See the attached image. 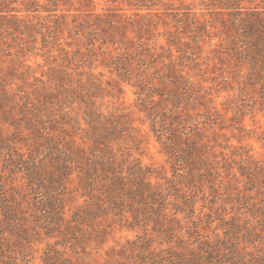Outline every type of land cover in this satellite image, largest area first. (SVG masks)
I'll return each instance as SVG.
<instances>
[{"label": "rangeland", "instance_id": "rangeland-1", "mask_svg": "<svg viewBox=\"0 0 264 264\" xmlns=\"http://www.w3.org/2000/svg\"><path fill=\"white\" fill-rule=\"evenodd\" d=\"M11 8L0 13V71L12 68L38 88L54 87L65 76L76 88L64 110L69 117L81 120V99L91 100L120 130L107 138L108 155L125 172L133 165L148 169L152 185L171 193L170 202L194 201L196 213L195 224L182 214L180 221L163 222L158 207L152 213L137 203L148 211L145 229L130 213L120 217L113 210L109 219L92 222L105 230L103 242H75L66 221L62 231L35 233L34 226L50 219L36 208L39 193L20 161L43 157L42 134L52 124L26 129L17 110L2 103L0 220L6 203L27 232L0 231V264H175L201 252L198 241L205 240L215 245L209 264H264V64L258 57L251 70L237 54L242 19L264 21V0H0V9ZM119 54L130 58L125 76L107 66ZM90 81L93 86L80 88ZM17 88L12 85L17 99L27 94ZM181 91L183 99L170 112ZM53 108L51 117L60 120L63 112ZM148 110L173 114L161 116L167 125L163 130L158 119L157 129L170 135L175 120L186 132L180 143L189 137L201 147L193 164H175L163 136L152 131ZM61 126L54 123V133L68 140ZM77 185L74 174L64 195L67 220L84 203Z\"/></svg>", "mask_w": 264, "mask_h": 264}, {"label": "trees", "instance_id": "trees-1", "mask_svg": "<svg viewBox=\"0 0 264 264\" xmlns=\"http://www.w3.org/2000/svg\"><path fill=\"white\" fill-rule=\"evenodd\" d=\"M36 5L39 4L36 2ZM11 11L15 10L12 8L0 9L1 15ZM241 26L243 45L239 47L237 54L245 64L249 65L251 70H255L256 65H258V57L264 64V21L259 18L248 21L242 19ZM129 65L130 58L125 54L117 55L107 64L118 76L128 74ZM139 65H145L144 59L139 61ZM0 72V104L4 103L11 109H16L19 121L26 124V129L40 130L43 127L46 130L45 124L47 122L52 124L50 130L42 134L45 139L40 142V145L44 147L41 151L43 157H30L29 160L20 161L21 166L24 167L29 186L39 193L38 202L35 203L36 208L43 211V215L50 219V221H44L43 225L34 226L35 233H38V228L49 231L57 228L56 230L62 231V223L66 221L68 227L72 229L71 238L75 242L80 241L82 237L97 238L98 241L103 242L105 230L95 229L92 222L100 218L109 219L113 210H115L113 215L120 217H123L126 212L130 213L135 223L137 225L141 222L144 223L146 229L148 225L146 221L149 220L148 211L140 206L136 207L135 204L137 203L147 205L150 208L149 212L152 213L158 207L163 222H168L169 219L180 221L178 215L182 214V219H189L191 223L195 224L193 221L196 213L194 201L186 199L180 205L170 202L168 198L171 193H165L152 185L148 169L141 165H133L128 167L125 172L116 162L114 156L108 155L110 142L107 141V138L109 136L118 137L120 130L117 129L118 125L109 116L100 112L91 100L81 99L86 107L81 115L83 124L77 117H69L70 111L64 110L73 104L71 102L69 106L66 105L75 97L76 88L65 76L62 75L60 83L54 87L38 88L35 87V84L30 83L24 74L18 77V73L12 68H8L7 72L2 70ZM10 77H12V81L9 80ZM15 80H21L22 84L18 85ZM88 83H80L79 86L84 90L86 87L94 85V82ZM13 84L18 86V91L27 94L17 99V92L12 91ZM27 86L32 89L31 93L25 91ZM183 94L185 92L181 91L173 95V107L169 109L170 112L178 108L179 101L183 99ZM57 105L59 110L63 112L60 115V120L51 117L54 111L53 107ZM79 106L77 110L81 111L82 105L80 103ZM72 110L74 111V108ZM1 111L2 108L0 107ZM146 112L152 131L159 132L163 136L165 139L163 144L175 164L179 166L193 164L201 147L190 142L191 138L189 137L186 138L188 142H185V145L180 143L186 132L179 126V123L175 125V120L169 122L167 132H170V135L162 132L167 124L164 122L162 125L161 116L168 119L173 114L168 115L166 112L163 114L149 110ZM158 119L162 128L159 130L157 129ZM54 123L62 124V131L67 133L68 140L58 138L54 133ZM68 125H71L73 132L69 133L66 127ZM32 133L36 135L34 130ZM77 140H80L83 145H87L92 151L86 152L85 146L79 145ZM74 174H77V188L84 198V203L74 211L71 219L67 220L64 216V195L67 184L72 181ZM169 206H175L172 214H170L172 209H169ZM1 214L3 216L0 220L1 233L6 230L11 232L13 229L27 232L18 223L21 221L20 216L18 217L14 209L9 208L6 203L1 205ZM3 225L5 227H2ZM186 233L190 234V231L186 230ZM198 243L201 252L191 251L189 256L180 257V260L175 261V264H209L213 262L212 255L215 252L213 249L215 245L213 246L209 240L198 241Z\"/></svg>", "mask_w": 264, "mask_h": 264}]
</instances>
